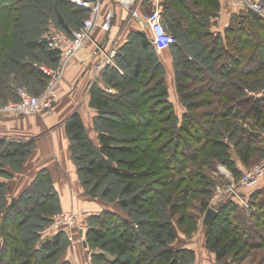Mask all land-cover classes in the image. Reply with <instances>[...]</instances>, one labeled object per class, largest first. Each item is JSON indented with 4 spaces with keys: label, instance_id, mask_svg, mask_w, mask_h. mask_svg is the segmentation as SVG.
I'll return each instance as SVG.
<instances>
[{
    "label": "trees",
    "instance_id": "1",
    "mask_svg": "<svg viewBox=\"0 0 264 264\" xmlns=\"http://www.w3.org/2000/svg\"><path fill=\"white\" fill-rule=\"evenodd\" d=\"M38 2L0 0V56L5 59L0 62V103L17 98L15 86H24L31 91L44 87L47 77L36 66H55L58 60L57 53L46 46L49 32L56 27L70 33L90 13V10L70 0H46L47 11L39 8ZM205 3L206 0H165L161 4L162 21L175 40L168 49L173 59L174 82L184 108L180 120L169 100L164 67L151 38L145 32H132L128 42L115 56V65L122 68L123 74L112 66L103 74L106 83L115 88L116 93L108 94L99 88L90 92V105L97 110L94 117L97 142L90 138L77 113L64 124L72 160L84 191L91 195L92 189L87 183L93 181L94 185H99L105 177L112 178L119 185L120 197L116 202L120 210L85 215L88 227L85 236L83 234L85 245L81 246L91 251L95 264H187L183 262L190 255L189 250L171 246L175 230L166 213L174 216L179 208L187 205L195 176L190 173L173 183L170 173H164L186 172L187 162L192 161L203 146L208 156L225 166L232 176L238 179L243 173L231 157L226 138H221L222 132H214L211 136L209 130L211 127L216 130L223 127L234 139L233 130H230L232 121H223L222 118L253 116L259 119L264 115V92H257L254 96L244 92L250 82L247 78L252 73L250 71L254 68L256 72L264 66V53L260 52V48L264 51L261 41L264 39V19L252 10H243L231 15V22L223 34L212 33L209 22L211 16H216L217 9L216 12L205 13L201 8ZM13 11L18 14L12 17ZM29 11L33 13L29 14ZM253 27L257 28L258 35L252 32ZM10 29L18 33L14 35L13 31L6 39ZM11 37L20 38L22 45L10 48L8 41ZM175 38L181 39L182 43ZM231 44L238 46L236 54L231 52ZM248 47L255 51L254 54L248 53ZM22 48L27 49L34 59L15 60L16 56L23 55L22 51L26 52ZM190 50H199L194 55L196 58L190 55ZM196 80L204 85H200L201 88L207 89L208 99L198 100L199 96L193 94ZM248 107L250 109L247 110ZM200 118L210 120L205 124ZM234 125L232 128L237 129L238 126ZM200 133L204 139L202 146L193 148L191 142H198ZM250 140L260 142L262 139L248 133L247 139L234 147L241 166H251L254 162L250 154L260 150ZM33 148L32 139L19 142L0 140V177L10 179L13 175L4 170V166L18 171ZM139 148L140 151L135 152ZM148 152L154 155V160L148 162L144 170L141 159ZM12 159L17 161V167L8 166L7 160ZM206 183L204 186L208 191L210 181ZM4 189L5 184L0 182V228H5L1 233L0 264H69L58 258L67 243L65 233L59 232L36 244L38 231L49 223L50 214L60 210L49 171H39L28 188L9 202L3 196ZM111 190L105 189L102 197L99 196L108 200L113 194ZM203 190L200 188L194 192L203 193ZM256 196L261 198L255 202ZM250 200L251 206L260 214L250 212L247 217L237 205L227 203L221 205L217 215L204 226L209 249L216 254V259L221 260L220 264H229L228 251H236L238 236L248 246L244 238L264 228V189H256ZM206 201L201 203L204 208ZM226 210L228 213L224 214L223 220L220 219L219 215ZM11 214L15 217L13 224L19 227V236L10 231L13 225L9 224ZM27 222L29 224H25ZM262 246L264 239L255 245ZM5 249L8 251L6 255Z\"/></svg>",
    "mask_w": 264,
    "mask_h": 264
},
{
    "label": "rangeland",
    "instance_id": "2",
    "mask_svg": "<svg viewBox=\"0 0 264 264\" xmlns=\"http://www.w3.org/2000/svg\"><path fill=\"white\" fill-rule=\"evenodd\" d=\"M259 1L262 3V6L264 8V0H259ZM38 3H39V8H42L43 10L47 11L46 0H43V1L39 0ZM37 7H38V4L36 5V8ZM16 8H17V6H16ZM263 8L261 7L262 11H264ZM232 10H233L232 14H234L236 12L239 13V12L243 11L242 8H238V7L234 8ZM32 13H33L32 11H29V14H32ZM17 14H18V12L13 11L12 17L17 15ZM29 20H30L29 22H31V19H29ZM27 25H28V21L26 22V26ZM29 25H30V23H29ZM22 27L23 26H21V28ZM18 28H17V30H18ZM54 29L58 30V31H62L60 29H57L56 27H54ZM252 29H253L252 32L253 33L256 32L255 35H258L257 28L253 27ZM17 30L14 31V29H10L9 31H11V32L6 36V39L8 36L12 35L13 31H14V35H16L18 33ZM170 34L172 35L171 32H170ZM176 41H178L179 43H182V40L179 38L176 39ZM261 41H263V43H264V39ZM258 43H259V40L257 39V44ZM12 44H14V45H12ZM8 45L10 48L17 46V45L18 46L22 45V40L20 38L14 39L13 37H11V40L8 41ZM237 47H235L233 44H231L230 50H231V52H233V54H236L235 51H236ZM22 49H25V48H22ZM25 50H26V52L22 51L23 55L16 56L15 60L17 59L18 61H20V60H27V59H31V58L34 59L33 57H31V54H29V52H27V49H25ZM247 50H248V53L250 51L252 52V50H250V47H248ZM261 50L262 49L260 48V52L264 53V51L263 50L261 51ZM198 51L199 50H197V51H193V50L191 51L190 50V55L195 57L194 55ZM168 52H170V49H168ZM254 52L255 51H253L252 53L254 54ZM156 53L158 56H159V54H162L161 51L160 52L156 51ZM170 55H171V52H170ZM4 60L5 59L0 56V62H3ZM42 65H45V64H42ZM55 66H49V67L54 68ZM250 72H252V73H250V75L247 77L249 79L248 81H250V82L248 85L245 86L244 92L247 93L248 95L252 94L251 96L256 95L257 92H260V94H261L262 92H264V66L261 68V70L257 69V71L254 72V68H253V70ZM15 74L17 76V73H15ZM18 82H20V81H18ZM47 82H48V80L46 79V83ZM20 83H22V82H20ZM35 83L37 86L40 87L38 81H36ZM46 83L44 84V87H40L36 91H31L27 87H26V90L31 95L39 94L40 91L45 88ZM61 84H62V82H61ZM194 84L195 85L193 86V94L199 96L198 100L200 98V100L203 101L205 99V97L207 99H208V97H210L209 93L207 96V92H208L207 89L204 87L201 88L202 86H204V85H202V82H199L198 80H196V82H194ZM22 85H23V83H22ZM200 85H202V86L200 87ZM173 86H174V94L170 95L168 92V89H167L168 97H170L172 99L173 107L176 106L175 107L177 109L176 115L180 120L181 115H182L180 110H184V108H183L182 103L179 99L177 88H176L174 81H173ZM112 89H113V93L114 92L116 93V89L113 87H112ZM34 92H36V93H34ZM209 99H211V98H209ZM3 104H5V103H3V102L0 103V106H2ZM203 107H204V109L207 108L205 106H203ZM248 109H250V108L248 107L247 110ZM247 110H245V111H247ZM249 111L247 114H250ZM191 112L196 113V111H194V110H191ZM197 115H199V114H197ZM217 118H215V119L218 120ZM220 119H221V117H220ZM113 120L116 121L117 118H116V120L115 119H113ZM199 120L201 122H204L205 124H207L206 123L207 120H210V119L209 118H202V119L200 118ZM221 120L227 121V122L232 121L231 125H233V126H231L230 130L231 129L233 130L234 136H232V137L234 139L230 138L227 131L223 127L222 128L218 127V130H216L217 128L211 127L209 132H211V136L214 132H219V133L222 132L223 136H221V138H223V139L226 138L225 140L229 143V146H230L231 157H233L237 161V163L239 162V159H237V155L235 153L234 147H236L238 144L242 143L244 139H247L248 133L249 134L251 133L253 137L255 136V137H259V139H262V140H260V142L259 141H252L251 142V140H250V143L255 145V146L257 145V148H260V150L254 151L250 154V157L252 158V160L254 162L251 164V166L245 167L243 165L241 166V164H240V166L242 167L241 172L245 173L248 170L252 169L254 166L260 164L261 161L264 160V151H263L264 150V115L262 117H260L259 119L254 118L253 116H248V118H245V119H240V118L233 119L232 117L228 116V117L222 118ZM234 123L238 126L237 129L232 128V127H235ZM139 130L140 129L137 128V131H139ZM199 138L200 139L198 142H194V141L191 142L193 148H197L198 146L199 147L202 146L204 139H203L201 133L199 134ZM235 140H238V141L235 143ZM152 147L154 148V145ZM181 150H184V148H181ZM137 151H140V148L135 150V152H137ZM30 155H31V153H30ZM135 155H138V153H135ZM135 155H134V158H135ZM29 156L22 163V166L18 171H16L13 168H12V170H14L15 172H20L22 170L24 164L26 163L27 159L29 158ZM260 157H263V158H261V160H260L259 159ZM257 158L259 160H257ZM17 160H20V159H17ZM153 160H154V155H152L150 152H148L147 156H143V158L141 159V162H143V165H144L143 169L146 170L147 169V163L150 161L152 163ZM144 162H146V163L144 164ZM16 163H17V161H14L13 159L7 160L8 166L11 165L13 167H17L18 165H16ZM186 165L188 166V168L186 169V172H184V173L181 172L182 174H178V173L173 174L171 172L164 173L165 175L166 174L168 175L170 173L173 183H176L177 181L183 179V177L186 178V175L190 174V173H192V175L195 176V179L192 181L194 188L190 193V197L186 201L187 207L184 206L182 208H179L180 211L177 212V214L174 216L172 213H170V215H169V212L166 213V218H170L171 224L175 230V239L171 243V246L175 249H187V250H189L190 255H188V257L185 258L183 263H187V264H220L221 260L216 259V254H214V252L210 251L209 242H207V232H206V229L203 225V219L205 217V213H206L207 209L213 208L216 211H220L219 209H220L221 205L223 206L227 203H233V204L237 205L238 210L245 211L247 217H248V214H250V212H257V214H260V212L258 211L257 208H254L253 206H251L250 203L252 202V200H250V196L256 189H259V187H261V183L264 181V177L260 178V181L258 182V184H256L252 188L245 189V188L239 186L238 182H239L240 178L243 176V174H241V176L238 179L235 176H232L225 166H223L217 162H214V159L208 156V151H207L206 147H204V146H203V148H200L199 153L197 152L196 157L192 161L187 162ZM74 166H75V164H74ZM75 171H76L75 172L76 173V180L79 182L83 191H81L79 193L78 192H72L70 195L71 200H75V199L77 200L79 197L82 196L84 205L88 204V206H89L91 204H93V205L97 204V206L113 207V209H115V210L116 209L120 210L118 207V203L116 202L119 199L118 197H120L118 195L119 185L116 184V182L112 178L105 177L101 181V183H99V185H97V184L94 185L93 181L92 182L88 181L89 183H87V186H88V188L92 189V194H91L92 196H91L84 191V188L82 187V185L80 183V179H79V176L77 173L76 166H75ZM201 177H202V179H201ZM197 179H198V181H197ZM200 180H202V181H200ZM209 181H210V184H209V189L207 191V190H205L204 184H207L206 182H209ZM96 183H98V182H96ZM93 187H94V189H93ZM108 188H111L112 189L111 192H113L111 198L108 200L102 199L101 197H102L103 191L105 189H108ZM200 188H204L203 193H199L197 191L194 192V190H198ZM179 190H182V187H180ZM232 190L240 193V195L242 196V198L245 202L243 203L239 199H237L231 193ZM10 191H11V189L8 188L7 191H6V189H4L5 193L2 192L3 196L5 198H7V202L10 201V199L8 197L10 195ZM260 198H261V196H256L255 202L258 201ZM206 199H207L206 207L204 208V207H202L201 203H202V200H206ZM182 204H185V203L182 202ZM166 206H167V204H166ZM77 208L83 210L82 207H76V206H74V208L72 207V209H67V208L62 209L60 207V210H57L53 214H50L49 223L46 225L44 224L45 227H42L38 231V237L36 240V244L40 243V234L46 233V232H48V230H51L52 228H54L55 226L58 225L55 220L59 217V215L61 213L72 211V210L77 209ZM226 213H228L227 210L224 213H221V214L219 213L220 214L219 218L220 219L222 218V220H223L224 214H226ZM84 214L86 215V212ZM25 216H27V214H25ZM14 218H15L14 215L11 214L9 217V224H10V222L13 224ZM71 219L72 218H70V217L65 219L67 221L65 224L69 225V222L71 221ZM26 220H28V219H26ZM26 220H25V222H26ZM25 224H29V223L27 222ZM65 224H63V225H65ZM80 224H81L80 227L82 229V236L80 237V235L77 234V229H75V228L70 229V233L72 234L73 239L70 240L69 238H67L66 246L64 247V250L62 251V253L60 254V256L58 258H59V260L66 259V261H68L69 264H95L92 260V257L90 258V260H88V256H89V254H91V251L88 250L87 248H82V246H81V244H82L81 240L83 239L86 241L84 236H85V232L87 230L86 227H88V224H86L85 221H84V223H80ZM11 226H12V227H10L11 233L17 234L19 236L18 232H20V231H17V229L19 228L18 225L13 224ZM4 230H5V228L3 230L0 228V242L3 240V235L1 233L4 232ZM235 231L236 230H233L234 233H235ZM230 232H232V231H230ZM83 234H84V236H83ZM52 237H50V238H52ZM237 238L239 239V242H237L236 251H235V249L228 251L227 257H228V261H229L228 263L229 264H264V255H263L264 254V246L255 247V245L259 242V240L264 239V228L258 229V231L253 236L247 235L244 238L245 242L248 243V246L252 241V245H250L249 247L246 244L244 245V243H243L244 241L242 242L241 236H238ZM96 247H98V246H96ZM4 251H5L4 255H6V252H8L7 249H5ZM96 251L99 252L98 250H96Z\"/></svg>",
    "mask_w": 264,
    "mask_h": 264
},
{
    "label": "crops",
    "instance_id": "3",
    "mask_svg": "<svg viewBox=\"0 0 264 264\" xmlns=\"http://www.w3.org/2000/svg\"><path fill=\"white\" fill-rule=\"evenodd\" d=\"M164 2L165 0L159 2L158 0H135L134 4H131L128 0H103L100 4V25L94 34V40L107 49L119 52L128 42V36L132 32H145L151 38L144 19L157 5L161 9V4ZM201 8L205 9V13L209 12L208 14L216 12L217 9L216 16L210 17L209 30L212 33L223 34L231 22L233 13L229 0H206ZM163 25L170 33V29L164 22ZM161 52L162 54L158 57L164 67L165 82L171 95L174 94L175 77L173 59L168 48ZM95 61L90 45L82 48L71 60L60 86V100L50 114L44 117H0V140L19 142L32 139L34 141L33 151L20 172H13L9 167L4 166V170H8L13 175L10 179L0 177V182L5 184L6 191L8 188L11 189L8 196L10 200L18 198L28 188L37 173L47 169L62 209L82 207L88 216L99 214L103 210L116 212L113 207H102L97 204L84 205L82 196L77 200H71L70 197L72 192L79 193L83 190L76 180L75 166L64 124L71 115L77 113L90 138L97 142V133L94 131V117L97 110L90 105V92L94 88L101 90L105 87L112 88L104 80L105 70L100 75L93 73L92 65ZM121 69L117 67L119 73L123 74ZM169 100L173 104L170 97ZM180 111L183 112V110ZM259 188H264V181Z\"/></svg>",
    "mask_w": 264,
    "mask_h": 264
},
{
    "label": "built area",
    "instance_id": "4",
    "mask_svg": "<svg viewBox=\"0 0 264 264\" xmlns=\"http://www.w3.org/2000/svg\"><path fill=\"white\" fill-rule=\"evenodd\" d=\"M79 7L90 10L89 16L85 18L81 25L72 30L70 33L52 30L46 38V46L50 51L56 52L58 56L57 64L54 68L39 65L38 69L47 77L48 82L45 88L36 95H31L23 86H15L16 99L8 100L0 106V117L8 116L11 118H22L29 116L44 117L50 114L55 105L60 100V84L63 81L64 74L68 64L78 55V52L86 45L92 47V57L96 60L92 65V71L95 74H102L109 66L116 67L115 56L116 50H110L101 43L94 40V34L100 25V4L103 0H70ZM122 1V0H119ZM134 4L135 0H128ZM162 1V0H158ZM231 9L242 8L243 10H252L264 19V11L261 10L262 3L259 0H229ZM264 10V8H263ZM146 28L151 34V42L156 51L160 52L175 43L173 36L167 32L163 25L161 10L159 5L156 6L144 19ZM104 92L112 94V88H104ZM252 95V94H251ZM249 94V96H251ZM264 96V95H263ZM240 178L238 185L247 189L252 188L264 177V160L260 164L254 166ZM231 193L241 202H245L240 193L234 190ZM85 212L82 209H74L65 213H61L55 220L57 226L48 230L46 233L40 234V242H44L59 232L65 233L70 240L72 234L70 229H77V233L82 236L81 224L85 221ZM72 218L69 225L65 219ZM65 224V225H63ZM81 240V243L83 244ZM91 254L88 256L90 260Z\"/></svg>",
    "mask_w": 264,
    "mask_h": 264
},
{
    "label": "water",
    "instance_id": "5",
    "mask_svg": "<svg viewBox=\"0 0 264 264\" xmlns=\"http://www.w3.org/2000/svg\"><path fill=\"white\" fill-rule=\"evenodd\" d=\"M216 215L217 211L215 209L208 208L203 219V225L207 226ZM83 245H85V241H83Z\"/></svg>",
    "mask_w": 264,
    "mask_h": 264
},
{
    "label": "bare ground",
    "instance_id": "6",
    "mask_svg": "<svg viewBox=\"0 0 264 264\" xmlns=\"http://www.w3.org/2000/svg\"><path fill=\"white\" fill-rule=\"evenodd\" d=\"M222 172V171H221Z\"/></svg>",
    "mask_w": 264,
    "mask_h": 264
}]
</instances>
